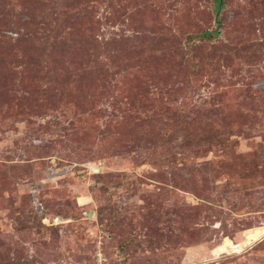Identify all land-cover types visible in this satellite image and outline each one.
<instances>
[{
  "label": "rangeland",
  "instance_id": "obj_1",
  "mask_svg": "<svg viewBox=\"0 0 264 264\" xmlns=\"http://www.w3.org/2000/svg\"><path fill=\"white\" fill-rule=\"evenodd\" d=\"M0 264H264V0H0Z\"/></svg>",
  "mask_w": 264,
  "mask_h": 264
},
{
  "label": "trees",
  "instance_id": "obj_2",
  "mask_svg": "<svg viewBox=\"0 0 264 264\" xmlns=\"http://www.w3.org/2000/svg\"><path fill=\"white\" fill-rule=\"evenodd\" d=\"M205 36H209V33L207 32V33H205Z\"/></svg>",
  "mask_w": 264,
  "mask_h": 264
}]
</instances>
